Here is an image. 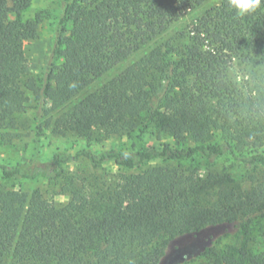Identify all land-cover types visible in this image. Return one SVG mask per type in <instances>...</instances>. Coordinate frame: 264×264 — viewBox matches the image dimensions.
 Listing matches in <instances>:
<instances>
[{"label": "trees", "instance_id": "trees-1", "mask_svg": "<svg viewBox=\"0 0 264 264\" xmlns=\"http://www.w3.org/2000/svg\"><path fill=\"white\" fill-rule=\"evenodd\" d=\"M60 1L51 60L34 77L23 43L37 36L41 15L12 17L32 0H0L2 134L17 135L18 115L32 101L35 142L50 128L88 138L96 130L154 133L159 144L87 145L43 160L37 151L27 161L0 162V264H264V250L249 245L254 218H264V0L245 17L228 0ZM188 15L186 25L167 34ZM235 67L240 79L231 74ZM225 155L244 168L250 187L234 182L237 171L199 176L184 165ZM84 160L134 172L106 187L95 179L80 186L63 165ZM37 178L63 180L67 201L7 185ZM235 222L238 230L188 259L180 249L166 255L182 233Z\"/></svg>", "mask_w": 264, "mask_h": 264}, {"label": "rangeland", "instance_id": "rangeland-1", "mask_svg": "<svg viewBox=\"0 0 264 264\" xmlns=\"http://www.w3.org/2000/svg\"><path fill=\"white\" fill-rule=\"evenodd\" d=\"M11 4V0H8ZM62 4L60 0H32L31 5L24 11L16 14L11 13L12 17L25 19L33 17L35 13H40L41 19L38 26L37 36L34 38L26 39L23 43L24 53L27 59L29 68V74L38 77L41 76L51 60L54 44L55 27L59 16L61 14ZM191 17L184 16L177 22L173 23L168 30L167 34H171L175 30L183 27L190 21ZM128 63L124 62L111 69L101 77L97 78L90 86H88L80 95H84L96 87H98L103 81L110 78L112 75L117 73L124 65ZM231 74L234 78H241V71L238 67L231 70ZM32 101L28 103V109L26 112L18 115L20 121L17 130L13 131L16 136H4L0 130V162L4 163H15L18 161H27L34 154L38 153V158L41 160L48 159L49 156L55 150H66L74 153L78 149L84 146H90L94 149H105L115 148L119 150H129L131 148L138 147L143 141L148 145L159 144V140L155 137L154 133H146L142 137L133 135H122V134H105L101 130H96L92 133L89 138L87 136H79L76 134L69 133L65 136L55 135L50 132V128L45 129L43 134L36 140L34 123H33V109ZM165 141H170V138H163ZM187 145H190V141H187ZM182 145V144H180ZM264 147V146H263ZM155 163V162H154ZM153 164V163H152ZM186 167H190L191 171L195 175L204 176L208 171L213 173L221 174L226 177H230L233 171H237L238 176L234 182H239L242 187H250L254 182L248 178L244 168L237 167L234 159L230 155H225L217 158L212 163H207L200 156H196L193 160L184 162ZM63 168L68 175L74 177L75 182L78 185H86L88 182H93L99 187H106L108 184L116 182L118 177L123 172H134L133 169H121L113 164H104L101 167H92L85 160L81 163H70L63 165ZM64 181H60L55 184L45 178H37L36 180H12L7 183L14 187H22L23 189L40 188L44 196L48 199L54 200L57 204H62L67 201L68 195L61 194L60 189ZM217 225V224H215ZM222 228L215 232H209L207 235L201 238H195L193 240H187L185 238L179 239L174 238L167 248V254L171 255L176 253L177 250H182L188 246L194 240L196 244L190 248L191 251L198 253L201 251L200 245H210L212 241L222 235L225 232H234L238 230V222L233 224L221 223ZM208 225L205 227H210ZM264 218L262 216H256L254 218V228L251 233V240L249 245L254 250H264ZM196 237V234H193ZM207 243V244H206ZM204 246V247H205ZM190 251V252H191ZM191 255H189L190 257ZM186 257L187 259L189 258ZM183 261V260H182Z\"/></svg>", "mask_w": 264, "mask_h": 264}, {"label": "water", "instance_id": "water-1", "mask_svg": "<svg viewBox=\"0 0 264 264\" xmlns=\"http://www.w3.org/2000/svg\"><path fill=\"white\" fill-rule=\"evenodd\" d=\"M221 228H222V225H220V224L212 225V226H210V227H203V228H201V229H199V230H197V231L182 233V234L178 235L177 237H178L179 239H183V238H185V239H187V240H193V239H195V238H201V237L207 235L209 232L215 233V232L219 231ZM193 234H196L197 236L194 237ZM196 241H198V240H194V241H192L191 243H189V245L186 246V247H184V248L180 251V253H181V254H183V253H187V256L189 257V255H190V251H191L190 248L196 244ZM206 244H207V243H206ZM204 246H205L204 244L200 245L201 250L204 248ZM164 259H165V258H164ZM183 259H184V257L181 256V257L179 258V261H182Z\"/></svg>", "mask_w": 264, "mask_h": 264}, {"label": "clouds", "instance_id": "clouds-1", "mask_svg": "<svg viewBox=\"0 0 264 264\" xmlns=\"http://www.w3.org/2000/svg\"><path fill=\"white\" fill-rule=\"evenodd\" d=\"M229 7L239 17H245L256 12L262 5V0H228Z\"/></svg>", "mask_w": 264, "mask_h": 264}]
</instances>
